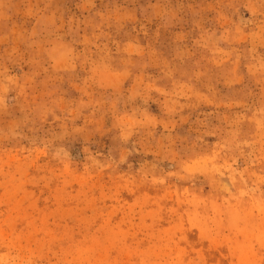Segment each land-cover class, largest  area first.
<instances>
[{"label": "rangeland", "instance_id": "rangeland-1", "mask_svg": "<svg viewBox=\"0 0 264 264\" xmlns=\"http://www.w3.org/2000/svg\"><path fill=\"white\" fill-rule=\"evenodd\" d=\"M0 264H264V0H0Z\"/></svg>", "mask_w": 264, "mask_h": 264}]
</instances>
